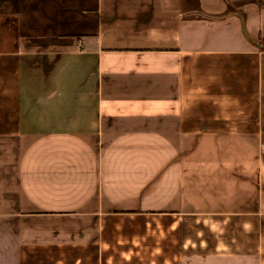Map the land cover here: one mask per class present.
I'll use <instances>...</instances> for the list:
<instances>
[{
	"label": "crops",
	"instance_id": "0c3cea01",
	"mask_svg": "<svg viewBox=\"0 0 264 264\" xmlns=\"http://www.w3.org/2000/svg\"><path fill=\"white\" fill-rule=\"evenodd\" d=\"M0 264H264V5L0 0Z\"/></svg>",
	"mask_w": 264,
	"mask_h": 264
},
{
	"label": "trees",
	"instance_id": "16d2710c",
	"mask_svg": "<svg viewBox=\"0 0 264 264\" xmlns=\"http://www.w3.org/2000/svg\"><path fill=\"white\" fill-rule=\"evenodd\" d=\"M261 5H264V0H259Z\"/></svg>",
	"mask_w": 264,
	"mask_h": 264
}]
</instances>
